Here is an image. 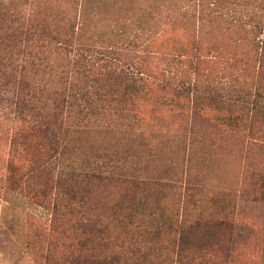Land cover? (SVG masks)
<instances>
[{"label": "rangeland", "instance_id": "rangeland-1", "mask_svg": "<svg viewBox=\"0 0 264 264\" xmlns=\"http://www.w3.org/2000/svg\"><path fill=\"white\" fill-rule=\"evenodd\" d=\"M193 1L197 2L171 0L151 31L131 26L130 38L139 37L116 45L114 64L93 58L94 70L78 74L73 71L75 51L70 52V81L108 86L114 93L107 96L112 101L104 104L102 117L86 108L77 113L75 98L70 97L73 101L61 114L63 136L65 128L71 140L66 157L76 156L77 164L91 169L106 161L109 171L123 166L141 179H160L166 185L153 198L178 211L199 203H228L251 234L242 233L235 242L196 244L186 251L191 256L181 260L177 243L164 241L160 256H148L141 263L136 259L143 257L130 256L121 264H264V199L258 192L264 175L263 55L249 24L241 31L216 19L223 22L218 26L224 34L213 38L200 31L199 7L195 13ZM228 8L234 6L225 3L217 9ZM260 12L264 16V7ZM184 15L194 16L188 32L181 24ZM4 61L0 57V76ZM130 68L141 77L138 83L154 91L152 98L128 93L122 75ZM94 77L101 82H94ZM184 87L190 88L184 92ZM16 94L13 82L0 78V264H55L64 234L54 219L55 195L35 192L30 155L13 142ZM166 94L175 100L164 105V100L169 102ZM124 105L137 114L139 110L142 119H111L116 118L111 107ZM225 109L243 112L246 120L228 125L219 119ZM63 159L64 153L61 161H54L55 173L64 167Z\"/></svg>", "mask_w": 264, "mask_h": 264}, {"label": "trees", "instance_id": "trees-1", "mask_svg": "<svg viewBox=\"0 0 264 264\" xmlns=\"http://www.w3.org/2000/svg\"><path fill=\"white\" fill-rule=\"evenodd\" d=\"M170 1L0 0L1 62L5 59L0 78L6 83L13 82L17 89L13 142L30 155L35 192L55 195L54 219L64 234L60 260L55 264H121L130 256L143 257L136 259L141 263L148 256H160L164 241L177 243V256L181 260L191 256L186 251L196 244L235 242L240 234H251L248 227L235 219L234 208L228 203L215 206L199 203L178 211L173 205L161 203V198H153L166 185L160 179H141L123 166L109 171L106 161L91 169L86 164H77L76 156L71 160L66 157L71 140L65 128L63 136L61 114L73 101L70 97L75 98L77 113L86 108L102 117L107 110L104 104L112 101L107 96L114 93L108 86L70 81L71 62L67 58L70 52L75 51L73 71L78 74L94 70L93 58L116 63V45L139 37L138 34L130 38L128 32L134 29L131 26L151 31L154 20ZM225 3L234 9L219 11L217 8ZM254 4L256 9H250ZM196 6L198 28L213 38L224 34L218 26L224 25L223 22L216 19L241 31L249 24L250 32L257 36L264 68V16L260 12L264 0H197L192 6L195 13ZM191 17L186 16L181 23L187 32L194 21V16ZM111 25L118 27L110 29ZM172 33L179 34L180 30ZM59 51L64 56H55ZM127 72L122 76L127 80L128 93L152 98L154 91L137 82L141 77H135L131 68ZM137 72L144 75V71ZM94 82L101 80L94 77ZM189 88L184 87V92ZM166 98L169 102L164 100V105L175 100L167 94ZM111 108L116 115L113 120L132 116L138 122L142 119L140 111L137 114L128 105ZM219 119L228 125H238L246 120V115L225 109ZM63 153L64 167L55 173L54 161H61ZM42 180L46 182L44 186ZM258 186L264 199V175Z\"/></svg>", "mask_w": 264, "mask_h": 264}]
</instances>
